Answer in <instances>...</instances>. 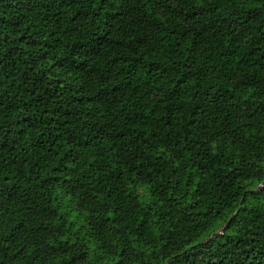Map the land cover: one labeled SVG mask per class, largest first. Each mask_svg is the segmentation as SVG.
Returning <instances> with one entry per match:
<instances>
[{
  "label": "trees",
  "instance_id": "obj_1",
  "mask_svg": "<svg viewBox=\"0 0 264 264\" xmlns=\"http://www.w3.org/2000/svg\"><path fill=\"white\" fill-rule=\"evenodd\" d=\"M0 264H264V0H0Z\"/></svg>",
  "mask_w": 264,
  "mask_h": 264
}]
</instances>
